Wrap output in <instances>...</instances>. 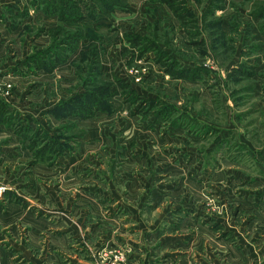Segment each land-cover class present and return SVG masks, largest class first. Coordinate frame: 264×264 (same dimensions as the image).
<instances>
[{"label":"rangeland","instance_id":"1","mask_svg":"<svg viewBox=\"0 0 264 264\" xmlns=\"http://www.w3.org/2000/svg\"><path fill=\"white\" fill-rule=\"evenodd\" d=\"M0 264H264V0H0Z\"/></svg>","mask_w":264,"mask_h":264},{"label":"built area","instance_id":"2","mask_svg":"<svg viewBox=\"0 0 264 264\" xmlns=\"http://www.w3.org/2000/svg\"><path fill=\"white\" fill-rule=\"evenodd\" d=\"M2 188L0 187V196H1Z\"/></svg>","mask_w":264,"mask_h":264}]
</instances>
